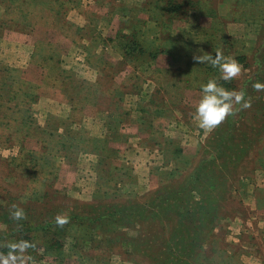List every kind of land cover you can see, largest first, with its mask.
Listing matches in <instances>:
<instances>
[{
	"label": "rangeland",
	"instance_id": "1",
	"mask_svg": "<svg viewBox=\"0 0 264 264\" xmlns=\"http://www.w3.org/2000/svg\"><path fill=\"white\" fill-rule=\"evenodd\" d=\"M217 50L241 66L218 82L250 107L206 131L194 109L219 73L193 56ZM257 82L264 0H0V253L27 240V264H264Z\"/></svg>",
	"mask_w": 264,
	"mask_h": 264
},
{
	"label": "clouds",
	"instance_id": "2",
	"mask_svg": "<svg viewBox=\"0 0 264 264\" xmlns=\"http://www.w3.org/2000/svg\"><path fill=\"white\" fill-rule=\"evenodd\" d=\"M193 59L201 64H210L219 73V77L210 78L206 83L200 85V98L194 109V119L197 127L211 131L218 127L229 116L244 108L250 107V101L245 99L243 91L230 90L223 87L218 81H231L241 72V66L235 59H229L219 50L215 55L212 53L194 55ZM257 91H264V83L257 82L253 85ZM240 105V108H236ZM11 216L14 220L25 218L24 210L13 205ZM69 222L67 216L57 215L55 223L63 227ZM8 252L0 253V264H27L32 257L27 255L29 248L35 247L27 240L13 241L6 245Z\"/></svg>",
	"mask_w": 264,
	"mask_h": 264
},
{
	"label": "trees",
	"instance_id": "3",
	"mask_svg": "<svg viewBox=\"0 0 264 264\" xmlns=\"http://www.w3.org/2000/svg\"><path fill=\"white\" fill-rule=\"evenodd\" d=\"M134 209V210H133ZM124 209H122V208H118V209H116V211H114V212H111V213H109V214H105V213H102V214H100L98 217H96L94 220L95 221H97V219L98 220H102V219H105V217H111V214L112 215H115V216H117V215H119V214H123L122 213V211H123ZM127 213H128V217H130V216H132L133 215V213H130V212H134L135 211V208H132V211L130 210V207H128V209H126L125 210ZM125 211H123V212H125ZM135 213V212H134ZM76 216V215H75ZM126 216H127V214H126ZM86 218H91V216H88V217H86Z\"/></svg>",
	"mask_w": 264,
	"mask_h": 264
}]
</instances>
